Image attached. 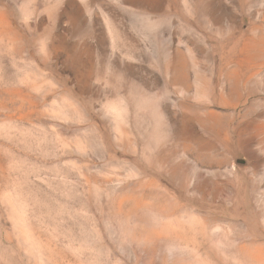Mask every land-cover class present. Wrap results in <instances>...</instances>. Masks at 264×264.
<instances>
[{
    "label": "rangeland",
    "instance_id": "rangeland-1",
    "mask_svg": "<svg viewBox=\"0 0 264 264\" xmlns=\"http://www.w3.org/2000/svg\"><path fill=\"white\" fill-rule=\"evenodd\" d=\"M0 264H264V0H0Z\"/></svg>",
    "mask_w": 264,
    "mask_h": 264
},
{
    "label": "bare ground",
    "instance_id": "bare-ground-1",
    "mask_svg": "<svg viewBox=\"0 0 264 264\" xmlns=\"http://www.w3.org/2000/svg\"><path fill=\"white\" fill-rule=\"evenodd\" d=\"M215 118H218L217 116H215ZM228 131V130H227ZM229 136V135H228Z\"/></svg>",
    "mask_w": 264,
    "mask_h": 264
}]
</instances>
